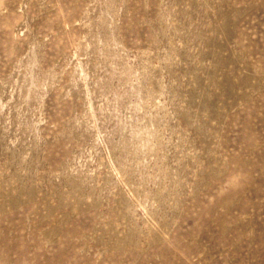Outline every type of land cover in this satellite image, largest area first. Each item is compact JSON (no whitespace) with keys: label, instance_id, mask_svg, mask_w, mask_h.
I'll return each instance as SVG.
<instances>
[{"label":"rangeland","instance_id":"rangeland-1","mask_svg":"<svg viewBox=\"0 0 264 264\" xmlns=\"http://www.w3.org/2000/svg\"><path fill=\"white\" fill-rule=\"evenodd\" d=\"M0 264H264V0H0Z\"/></svg>","mask_w":264,"mask_h":264}]
</instances>
